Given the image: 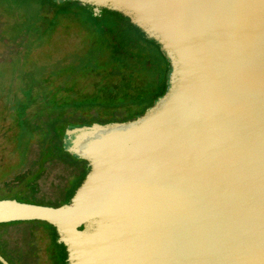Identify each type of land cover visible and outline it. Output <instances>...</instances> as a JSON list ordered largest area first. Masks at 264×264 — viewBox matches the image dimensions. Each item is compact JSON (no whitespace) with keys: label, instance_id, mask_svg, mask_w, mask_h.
Listing matches in <instances>:
<instances>
[{"label":"water","instance_id":"water-1","mask_svg":"<svg viewBox=\"0 0 264 264\" xmlns=\"http://www.w3.org/2000/svg\"><path fill=\"white\" fill-rule=\"evenodd\" d=\"M52 1L128 19L163 91L132 119L67 125L82 182L57 206L0 199V223L52 225L65 264H264V0Z\"/></svg>","mask_w":264,"mask_h":264},{"label":"trees","instance_id":"trees-1","mask_svg":"<svg viewBox=\"0 0 264 264\" xmlns=\"http://www.w3.org/2000/svg\"><path fill=\"white\" fill-rule=\"evenodd\" d=\"M37 7L31 12L32 15L26 7L21 9L25 17L35 19L28 22V25L32 23L34 25L30 29L27 28V32L33 30L37 33H53L58 25H62L60 23L62 16L72 10L77 12V9H83L92 18L91 12L79 2L66 1L59 4L52 0H38ZM56 9L57 12L51 16L50 13ZM107 11L126 22L123 23L116 18L112 20L113 28L111 33L107 34L108 41L103 40L104 34L100 33L97 27L79 25L80 32L82 31L85 36L82 42L87 44H81L69 54L74 63L59 68L58 71L47 72L51 68L45 67L44 71L33 76L23 72L19 74L21 78L13 77L15 85L7 92L11 106L10 123L2 129L4 134L2 136L10 140L21 164L19 170L10 176L5 184H10L11 187L22 186L50 198L61 193L65 183L75 177L69 189L71 192L66 191L64 200L60 201L66 202L84 177V161L74 159L63 151L61 135L64 128L69 124L91 123L85 122L83 115L79 113L80 110L90 111L95 106L99 107V110L104 107L109 109V113L116 115V119L92 122L106 123L132 119L162 93L163 84L159 94L155 91L158 84L164 80L166 69L164 57L158 46L147 40L139 29L121 14ZM23 46L29 50L20 58L22 59L20 64H27L29 57L27 54L30 53L32 44ZM67 71H70L71 77L60 81L61 74H66ZM46 72L54 77L60 75L56 81L58 85L55 83L51 89L39 87L43 77L47 76ZM81 78L82 81L87 78L96 80L95 89L92 94L85 96L86 101L70 104L65 101L66 97L70 95L75 99V87ZM35 87L39 88L38 92L34 91ZM12 91L13 96H10ZM4 117V114L0 115V121L4 120ZM60 203L57 202L54 206ZM48 225L56 239L54 227Z\"/></svg>","mask_w":264,"mask_h":264},{"label":"rangeland","instance_id":"rangeland-1","mask_svg":"<svg viewBox=\"0 0 264 264\" xmlns=\"http://www.w3.org/2000/svg\"><path fill=\"white\" fill-rule=\"evenodd\" d=\"M37 4L38 0H0V115H5L4 120L0 121V199H16L22 202L54 206L55 203H60V201L64 200L65 193L70 189L75 177L65 183L61 193L53 195L50 198L34 193L31 189L22 188V186L11 187L10 184H5V181L19 170L21 164L19 155L13 149L10 140L2 136V129L10 123L9 108H11V106L7 92L15 85L16 81H13V77L16 76L17 78L18 76L21 78L19 74L23 72H26L29 76H33V74H39L44 71L45 67L51 68L47 72L51 70L58 71L59 68L74 63L75 61H71L69 54L77 47L81 46V44H87L82 42L85 36L81 33L82 31L80 32L79 25L97 27L98 31L104 34L102 35L103 40H105V42L108 41L107 34L111 33L113 28L112 20L116 17L112 16L106 9H103L97 16L91 14V18L85 10L77 9V12L76 10H72L68 12L69 14H64L60 20L62 25H58V28L53 33H37L33 30L27 32V28L30 29L34 25V23L28 25V22L34 21L35 19L32 17H25L21 9L26 7L29 14L32 15L33 13L31 12L36 9ZM56 12L57 9L52 11V13H50L51 16H54ZM116 19L126 23L120 17ZM85 33L86 32H84V34ZM23 44H32L31 51L27 54V56H29L27 58L29 65H27L28 63L20 64V62H22L20 58L24 57L26 55L24 52L29 50V48H25ZM69 73L70 71H67L66 74H61V77L60 75L54 77L50 75V73H47L45 74L47 76L43 77L39 87L44 86L51 89L55 83L57 84L56 81L59 79L58 77H60V81L66 80V77L70 78L71 76ZM81 81L76 84L77 87H75L76 90L74 93V96H76L75 99H72L71 96L68 95L69 97L67 96L65 101L70 104H72V102L79 103L78 101H86L85 96L93 93L96 80L94 81L92 78H87L86 80L83 79L82 83ZM68 82L70 83L71 80L69 79ZM162 82H164V80ZM162 82H160L157 89H155L157 94L162 91ZM34 91L38 92L39 88L35 87ZM11 95L13 96V91L10 96ZM15 100H17V98ZM85 103L86 102H84V104ZM109 111L110 110L105 109V107L99 110V107L97 108V106H95V108L90 111L80 110L79 114L83 115L85 122L104 121L116 117V115H111ZM83 167L85 176V162H83ZM74 191L70 196L69 193L71 191L67 193V196H69L68 198L73 195ZM62 203L63 202L60 204ZM29 228H35L39 232L44 233L50 232L48 224L36 220L0 223V230L11 229L24 231ZM57 253L58 251H55V254Z\"/></svg>","mask_w":264,"mask_h":264},{"label":"flooded vegetation","instance_id":"flooded-vegetation-1","mask_svg":"<svg viewBox=\"0 0 264 264\" xmlns=\"http://www.w3.org/2000/svg\"><path fill=\"white\" fill-rule=\"evenodd\" d=\"M0 255L9 264H65L67 252L52 231L5 229L0 230Z\"/></svg>","mask_w":264,"mask_h":264}]
</instances>
